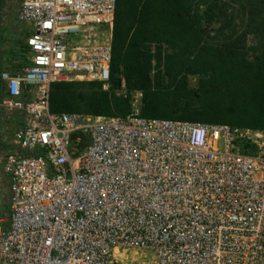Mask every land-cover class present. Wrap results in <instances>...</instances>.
Wrapping results in <instances>:
<instances>
[{
    "label": "built area",
    "instance_id": "obj_1",
    "mask_svg": "<svg viewBox=\"0 0 264 264\" xmlns=\"http://www.w3.org/2000/svg\"><path fill=\"white\" fill-rule=\"evenodd\" d=\"M115 5L21 2V42L0 62V109L23 117L2 166L0 264H113L118 248L264 264V130L143 117L139 91L127 116L50 110L54 82L109 88Z\"/></svg>",
    "mask_w": 264,
    "mask_h": 264
},
{
    "label": "trees",
    "instance_id": "obj_2",
    "mask_svg": "<svg viewBox=\"0 0 264 264\" xmlns=\"http://www.w3.org/2000/svg\"><path fill=\"white\" fill-rule=\"evenodd\" d=\"M133 91L143 117L264 130V0H116L109 88L54 82L49 106L127 116Z\"/></svg>",
    "mask_w": 264,
    "mask_h": 264
},
{
    "label": "rangeland",
    "instance_id": "obj_3",
    "mask_svg": "<svg viewBox=\"0 0 264 264\" xmlns=\"http://www.w3.org/2000/svg\"><path fill=\"white\" fill-rule=\"evenodd\" d=\"M22 0H0V62L15 58L16 46L21 42L24 26L16 20ZM194 82V81H192ZM23 124L19 112L0 109V213L9 212L8 181L2 166L5 157L16 151L11 143L12 134ZM113 264H158L148 249L118 248L113 252Z\"/></svg>",
    "mask_w": 264,
    "mask_h": 264
}]
</instances>
